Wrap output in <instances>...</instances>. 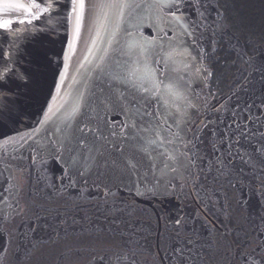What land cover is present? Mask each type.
<instances>
[{"label": "flooded vegetation", "instance_id": "obj_1", "mask_svg": "<svg viewBox=\"0 0 264 264\" xmlns=\"http://www.w3.org/2000/svg\"><path fill=\"white\" fill-rule=\"evenodd\" d=\"M134 1L147 11L153 5L151 0ZM194 3L201 26L209 25L215 34L210 46L202 39L198 47L200 65L209 77L193 101L192 95H188L175 103L172 96L161 94L162 99L152 100L147 110L159 108L171 113L169 123L178 122L184 129L183 134L192 141V152L203 157L197 161L208 176L207 180L202 179L203 187L193 191L191 183L185 184L175 173L157 176L161 184L166 183L160 196L104 187L93 181L84 162L77 165L85 172L80 177L71 162L43 155V116L27 135L20 134L19 129L0 130V264H89L93 253L122 245L135 251L136 264H227L237 251L235 243L264 242V159L256 152L264 143V137L259 135L264 132V107H252L253 119L246 121L251 131L257 133L255 136L240 138L239 145L229 139L235 132L232 111L239 112L236 106L243 108L245 103L259 105L264 99V82L254 84L246 98L237 94L248 83L252 56L236 45L237 39L229 31L218 27L223 22L210 0ZM152 15L165 35L172 36L167 23L169 15L164 10L158 13V9ZM174 22L178 27L174 34L177 39L192 37L191 31L185 30L191 21ZM223 43L234 53L233 63L238 64L242 58L247 61V71L244 75L237 72L228 89L220 93L221 86L211 80L209 59L219 47H224ZM60 59L78 61L69 66V84L81 85L86 107L105 113L101 101L116 99L110 87L117 86L112 80L115 73L109 68L98 71L86 64L90 79L78 65L79 57ZM118 87L125 93L126 101L136 97L132 101L133 111H143L146 102L140 94ZM260 88L262 94L257 92ZM108 114L117 117L115 113ZM229 124L231 128L227 127ZM219 160L224 161L225 168H220ZM94 188H99L100 193H94ZM108 190L115 195L105 196ZM187 239L193 243L187 244ZM177 248L183 252L176 251Z\"/></svg>", "mask_w": 264, "mask_h": 264}, {"label": "water", "instance_id": "obj_2", "mask_svg": "<svg viewBox=\"0 0 264 264\" xmlns=\"http://www.w3.org/2000/svg\"><path fill=\"white\" fill-rule=\"evenodd\" d=\"M37 2L42 8L48 7V11L42 12L31 24H13V30H0V69L10 62L13 67V72L6 74L5 82L0 85V130L19 129L20 134L26 132L27 135L34 131L43 116L41 142L43 155L48 159L65 163L68 153L57 142L77 125L96 124L100 116H105L83 104L85 94L81 85L69 84L72 74L69 66L78 61L60 58L79 57L81 63L78 65L90 79L92 75L86 64L98 71L109 68L115 75H122L139 55L136 45L149 41V63L163 70L164 75L157 72V76L164 84L176 85L186 74L190 63L188 38L167 37L152 15V11L157 10L152 5L148 8L151 11H147L134 0H85L81 14L78 7L77 12H73V0ZM210 5L214 7V0H210ZM78 14L82 18L77 36ZM4 18L24 17L16 12ZM169 52L172 59L165 67L161 61ZM120 86L129 91L125 85ZM129 92L135 93L134 90ZM76 109L79 115L73 120ZM106 118L114 119L117 128L122 120L109 114ZM104 133L107 135L108 130ZM109 141L97 143L103 155L92 153L96 156V163L90 169L93 181L108 188L160 196L166 183L158 181L159 173L154 177L147 171L148 162L133 147L135 142L121 143L114 137H109ZM114 145L122 147L123 152ZM73 147V155H76L78 146ZM86 152L87 149L80 151L79 159L87 165ZM125 156L142 161L135 174L124 170Z\"/></svg>", "mask_w": 264, "mask_h": 264}, {"label": "snow or ice", "instance_id": "obj_3", "mask_svg": "<svg viewBox=\"0 0 264 264\" xmlns=\"http://www.w3.org/2000/svg\"><path fill=\"white\" fill-rule=\"evenodd\" d=\"M199 0H197V3ZM183 3V0H153V7L159 11H163L164 8L175 9V12H171L172 17L180 22L183 17L177 16L176 12L180 11L179 5ZM50 7V5H49ZM77 7L80 13H83L85 8V0H73V12H77ZM48 7H41V3L37 0H0V30L10 31L13 30V24H31L33 19L39 18L42 12H47ZM19 12L24 18H4L9 16L11 13ZM167 15V14H166ZM30 17V18H29ZM82 16H76L75 32L79 35L80 21ZM187 31V29H185ZM191 36L192 34L189 33ZM194 39V37H193ZM151 42L145 41L144 43H138L136 45L140 52L137 58L133 61L125 72L117 74L112 77V80L117 86H112V94L116 97L115 101L110 102L101 101L105 107V116H100L96 124L85 123L83 126L77 125V127L68 135L64 136L62 140L58 141L60 148L64 149L68 153V158L65 163L71 162L73 168H76L78 176L83 177L84 171H80L77 165L80 164L79 152L87 149L84 159L89 161L86 165V169L90 170L91 167L96 163V156L92 155L95 152L97 155H103L100 148L97 147V143L101 140L109 141V137L118 138L121 143H127L134 141L133 147L148 162L147 171L156 176L157 173L161 177L167 176L169 173H175L178 175L180 180H183L185 184L191 183L192 190L194 191L198 186L203 187L202 179L207 180L208 176L204 174L203 168L197 165V161H202L203 157L197 153L192 152L190 145L191 140H188L183 134L184 129L180 127L178 122L169 123V117L171 113L162 112L157 108L155 111H148V104L161 97V86L164 87L165 91L169 95H175L173 85L164 84V80L157 76V72L160 75H164L163 70L153 68L149 63V45ZM172 59V53L169 52L166 58L161 62L167 67L168 61ZM262 73L261 81L264 82V67L258 69ZM12 63L6 64L0 69V85L6 80V74L12 73ZM123 84L126 88L135 93L140 94L142 100L145 101V107L143 111L140 108H136L133 111V103L135 96L132 97L131 101L125 100V93L121 92L118 85ZM147 94V95H144ZM159 104V101H157ZM166 103V102H165ZM193 106V105H189ZM261 108L264 107V99H261L260 104L256 105L255 102L249 104L245 103L243 108L239 105L236 106L239 112L233 110V122L235 125V132L232 139L236 145L240 144V138L250 139L257 133L251 131L248 127V123L252 121L251 116L252 107ZM163 107V105H161ZM218 111V109H213ZM108 113H115L116 116L121 114L124 119L119 121L118 128L115 126L116 122L114 119L106 118ZM79 115V109L74 110L73 120ZM95 119V118H93ZM258 120L259 117H256ZM232 124L227 125L231 128ZM71 128V125H69ZM108 130V134L105 135L104 130ZM91 134V135H89ZM261 137H264V132H259ZM225 140L222 137L221 143ZM78 146L77 154L73 155L74 147ZM117 150L123 152V148L119 145H114ZM215 148V145H213ZM229 150L232 148V143L228 144ZM256 152L260 154L261 158L264 159V143L260 144V147L256 148ZM62 155V154H61ZM231 156V151L228 152ZM243 159V156L240 157ZM234 159V158H233ZM232 161L229 160V163ZM246 164L249 160L244 161ZM220 168H225L223 160L217 161ZM115 165L116 162L113 161ZM142 161L134 159L132 157H124V170L135 174L141 167ZM209 170H211V165ZM219 170V169H218ZM223 174V173H222ZM65 175H68V171L65 170ZM175 178V177H174ZM69 179H72L69 176ZM87 183V181H85ZM171 183V181H169ZM105 196L115 195L110 190L104 193ZM107 203V201H105ZM264 220V217H262ZM176 224H180V220L176 221ZM187 244H192L191 239L186 240ZM234 247L237 249L231 260H228L227 264H264V242L254 244L252 242L235 243ZM176 251L183 252V249L177 248ZM228 252L232 254V246L228 248ZM135 251L131 248L124 247L123 245L117 249H106L103 252L96 254L93 253L89 259V264H136L135 262Z\"/></svg>", "mask_w": 264, "mask_h": 264}, {"label": "trees", "instance_id": "obj_4", "mask_svg": "<svg viewBox=\"0 0 264 264\" xmlns=\"http://www.w3.org/2000/svg\"><path fill=\"white\" fill-rule=\"evenodd\" d=\"M214 6H217L221 20L230 34L250 56L264 49V0H214ZM223 45L209 59L211 80L221 86L220 93L228 89L237 72L241 71L244 75L247 71V61L242 58L238 64L233 63L234 53Z\"/></svg>", "mask_w": 264, "mask_h": 264}, {"label": "rangeland", "instance_id": "obj_5", "mask_svg": "<svg viewBox=\"0 0 264 264\" xmlns=\"http://www.w3.org/2000/svg\"><path fill=\"white\" fill-rule=\"evenodd\" d=\"M180 11L176 12L177 16H182L183 19L186 21H191V24L187 28V30L191 31V38L188 39L189 46V66L186 71V74L180 78L179 82L176 85H173V89L175 92V95L171 98L174 99L173 101L177 103V101L183 99L185 96L192 95V101L197 98L199 89L204 86L206 80L209 77V72L205 69H203L199 62V45L201 44L202 39L206 40L205 43H207L209 46L212 41L215 39V34L209 27V25L204 24L201 26V21L197 18V14H199V10L195 6L194 0H183V3L179 5ZM166 13L169 14V19L167 21L168 26L170 28V34L174 35L176 30L178 29L177 24L174 22L175 19L172 17L171 12H175V9H163ZM215 13H218L217 6H214ZM220 13V12H219ZM219 18V16H218ZM200 21V23L198 22ZM203 23V22H202ZM218 27L221 30L228 31L224 23L218 24ZM194 37V39H193ZM234 38V37H233ZM231 41V40H230ZM237 43L239 44V41L237 40ZM236 43L237 46H239ZM240 47V46H239ZM251 61V70L250 75L248 79V83L246 84L242 89H240L237 94L241 97L244 96V98L247 97L248 94L251 93V88L254 84L260 83L261 81V75L262 73L258 71L261 67H264V49L261 50L258 54L249 57ZM191 87L194 89L192 91ZM260 86H256L255 88H259ZM260 90V91H259ZM257 92L260 94L263 93V89L260 88ZM161 94L162 95H169L164 87L161 88ZM236 98V97H235ZM229 102V101H228ZM187 106V105H186ZM178 104H175V108L177 109ZM189 107V106H187ZM101 190L99 188H94V193H100Z\"/></svg>", "mask_w": 264, "mask_h": 264}]
</instances>
